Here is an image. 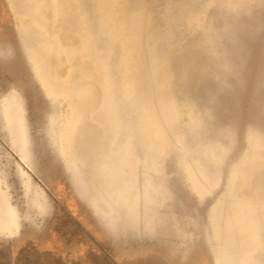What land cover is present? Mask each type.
<instances>
[{"label": "rangeland", "instance_id": "1", "mask_svg": "<svg viewBox=\"0 0 264 264\" xmlns=\"http://www.w3.org/2000/svg\"><path fill=\"white\" fill-rule=\"evenodd\" d=\"M83 1L88 26L97 28L87 32L92 55L83 60L80 54L62 51L65 75L53 73L51 80L43 58L46 38L27 23V15L19 13L12 0H0V211L13 223L9 228L0 223V242L21 226L45 221L69 223L72 235L83 236L79 213H68L71 204L96 227L103 223L113 233L119 210L136 216L135 235L123 237V243L151 250L164 245L160 251L168 263L188 264L183 263L182 250L177 253L178 248L170 247L176 245L185 251L193 248L189 264H210L211 254V264H263L264 0ZM100 2L103 12L121 15L119 19L140 17L139 34L132 38L139 42L136 59L142 61L134 72L137 84L126 79L132 71L125 60L131 66L134 59L120 48L121 38L110 34L121 27L117 22L111 27L104 24ZM91 62L101 68L94 81L101 99L82 110L77 94H67L64 86L78 87L71 74L77 70L80 74ZM152 83L159 88L156 95L149 92ZM139 98H148L151 109L161 115L165 138L156 136L155 125L140 127L151 109ZM96 110L109 117L117 114L119 125L114 118L92 123L87 115ZM81 127L84 134L101 135V141L89 143L107 157L112 146L125 147L126 129L140 151L129 156L128 183L111 189V199L118 202L107 218L98 201L108 195L91 189L90 151L80 148L76 136ZM157 146L160 154L155 157L151 153ZM130 185L134 194L128 193ZM148 193L152 206L159 208L155 213L146 211ZM131 202L138 206L137 213H125L131 212L126 208ZM222 203L226 220L215 214ZM241 216L246 220L236 224L234 219ZM229 228L250 233L254 249L243 255L230 248L239 235L226 234ZM198 235L201 241L191 243ZM86 238L91 240L87 233ZM226 238L232 240L228 245ZM101 264L110 263L102 259Z\"/></svg>", "mask_w": 264, "mask_h": 264}, {"label": "bare ground", "instance_id": "2", "mask_svg": "<svg viewBox=\"0 0 264 264\" xmlns=\"http://www.w3.org/2000/svg\"><path fill=\"white\" fill-rule=\"evenodd\" d=\"M12 2H14L15 8L19 13H21V14L24 13L27 15V23H30L33 27L35 26L36 30L40 31L42 36H44L47 40L48 46H47L46 51L43 55V58L47 61V65L45 66V71H46L45 73H47L50 76L49 78H51V76H52L51 74H53V73H54L53 75L56 74L57 76H61V77H64V75H65L64 73L66 71L64 72L63 61L61 60L62 51H66L71 56H77L78 54H80L81 55L80 58H82L83 60H85V58L90 57L92 55V50L90 47L91 45L89 44L90 39L87 36V32H89V30L96 31L97 28L94 24L88 26L87 17H88L89 11L88 12L86 11V13L84 12L83 9H86L85 5H87V4H84L83 0H12ZM100 4H101V2L98 3V9H99V12L103 18L102 21L104 22V24H107V26L111 27L114 23L117 22L119 27H121V29L119 28L117 32H111V33L109 32V33L113 36L121 38L122 42H121L120 48L123 50V52L126 54L127 57H131V60L134 59V61H132V63H131V66L128 64V58H126V60H125V63L127 64L126 68L130 69L132 71V74L126 73V79L131 80V81H135V84H137L134 72H136V70L141 66L142 61L139 62V60L136 59L138 56V52L136 53V49L138 47H140L138 45L139 42L136 41L137 38L136 39L135 38L132 39V38H133V36L136 37L139 34L138 24L140 22V20H139L140 17H138L136 15H132L131 18H126L125 20H123L122 17L119 19V17L121 15L120 16L117 15L115 17L111 13L106 14V12H103ZM113 14H114V12H113ZM143 15L144 14L142 13V17H143ZM167 18H168V16H167ZM130 26L133 27L134 31H133V29H131ZM122 28H124V30H122ZM129 28L131 29V31H129L130 30ZM167 38H169V37H167ZM158 49H160V48L158 47ZM51 53H53V54H51ZM39 55H41V54H39ZM68 60H70V59H68ZM79 63H80V61H79ZM158 64L160 66V63H158ZM66 65H68V64H66ZM155 66L152 65V67H155ZM161 66H162V64H161ZM67 69H68V67H67ZM97 71L101 72V68L94 66L93 62H91L90 64L81 67V69L79 70L80 74L76 73V72H78V70L75 73H72L70 77H71V79H73L75 77L77 78V80L80 83V85H78V87H74V85L65 87L63 85L62 81L59 80V84L61 86H64L65 90L67 91V94H70V93L77 94L78 101L82 105L81 109L83 108V106H85V107H91L92 106L93 107V104H95V101L98 100L100 92L98 91L97 86L94 84V81L96 79H98V77L96 76ZM157 72H159V71L157 70L156 73ZM47 80H49V79H47ZM51 80H52V78H51ZM88 80H91V81H88ZM155 82H156V80H155ZM50 85H52V84H50ZM143 85L144 84H142V86ZM141 89L144 91V88H141ZM129 90H131V89H129ZM149 92L152 93L153 95L158 94L159 93L158 86H156V84L152 83L151 87L149 88ZM99 99H101V97H99ZM139 101L141 104L146 105L148 108L151 109L152 105H150V103H148V101H149L148 98H147V100L145 98H139ZM150 101H152V99H150ZM151 103H153V102H151ZM114 110H115V108H114ZM94 112L87 115L88 119L90 118L91 122H92V120L93 121L96 120L101 124V122H107L110 120L112 121L114 118L113 122L115 124H118L119 120L117 118V114H114V115L109 114L110 116H112V117H109L108 114L105 113L103 110H98V111L96 110ZM160 116L161 115L155 114V112L152 109L150 111L148 110V115L145 116L146 118L140 120L139 124H140V127L143 129H147V126L150 124L155 125L156 129H153V130H155L156 136L157 137L161 136V138L163 139V138H165V129H163L164 125H163L162 120L160 119ZM92 126H93V124H92ZM128 130L129 129H126V131H125L126 132L125 134L127 136V142H125V147L121 148L118 146H112V149H110L112 151H110L108 157L104 153L97 151L98 146L96 147V145L95 144L93 145L92 142H90L91 144L89 143V139H92L93 141H96V142L99 141L101 135H98V134L96 135L95 133H94V136H92L90 134H84L85 130L82 127L80 129H78V131H77L78 135H76V136H79V138L81 140L79 142V144L81 146L80 148L82 149V147H84L83 149L86 148V150L90 151L89 162H90L91 167L89 166V170H90V168L91 169L93 168V169L88 172V176H90V179H92L94 182L93 188H91V189L93 190V192L96 195L97 194L98 195H100V194L108 195L106 198H102V200L98 201V205H101V207L103 208L102 211H105L107 213H112V211H114V209L116 208L115 205L118 202V199H114V200L111 199L112 198L111 189H116L121 183L122 184L128 183V181L131 179L130 178V172L131 171H129V167H128V165L130 163V159H129L130 157L129 156H132V155L135 156V155L140 153L138 146L135 144V142H132L131 138L129 137L130 135H129ZM145 133H148V132L146 131ZM149 133H150L149 136H154V132L149 131ZM133 149L135 151L129 152L130 150H133ZM165 152L166 151H163V154ZM159 154H160L159 153V146H157V148L155 149L154 152L151 153V155L152 156H155V155L158 156ZM114 156L118 157L119 160H118V158H113ZM120 159H121V161H120ZM160 163L165 165V163L163 161L162 162L160 161ZM130 168H133V167H130ZM121 170H123V172L119 174L118 172ZM159 181H161L163 184H165L163 182V180L160 179ZM194 185L198 189L202 190L201 189L202 185L200 184V182L198 180L194 181ZM130 186H131V189L129 190L130 192H128V193L134 194L135 188L132 185H130ZM147 196H149V198H150L149 193L147 194ZM115 201H117V202H115ZM152 201H153V199L151 200V198H150V200H148V206H147L148 208L146 207L147 213H151V212L155 213L159 209V208H157L158 206H152V204H151ZM134 203L135 202H131L130 205L124 204V205H126V208H129L131 210V212H125V213H137L135 207H138V206H135ZM232 204H234V203H232ZM104 205H108V206H104ZM225 205L227 206V204H225ZM222 207H223V203L217 207L215 214H216L217 218L224 217V219L226 220V218H228V216H226V214H228V213H223L224 211H223ZM0 209H1V206H0ZM120 212L121 211L119 210L118 213H120ZM122 213H124V212H122ZM229 216L232 217V216H234V214H230ZM245 218H246V216H241L237 219L238 221L234 219V222L236 224H238L239 221H243ZM0 223L4 226L8 227V228L13 224L12 221L10 220V217L7 216L5 213H1V211H0ZM246 225H247L246 221L242 222L243 227H245ZM152 226L153 225H149L150 230L154 228V227L151 228ZM229 227H230V225H229ZM239 227L240 226H238V229H240ZM234 232H237V234L239 236H238L237 240L233 239L236 241V243L234 246H232V244H231L230 248L234 247V249H236L237 252L239 251L243 255H245L248 251H251V249H254V244H253L252 237H251L250 233L246 232L244 234H240L238 230L237 231H233V230L231 231V229H230V230L226 231V234L234 233ZM230 241H232V240L226 238L227 245L230 243Z\"/></svg>", "mask_w": 264, "mask_h": 264}, {"label": "flooded vegetation", "instance_id": "3", "mask_svg": "<svg viewBox=\"0 0 264 264\" xmlns=\"http://www.w3.org/2000/svg\"><path fill=\"white\" fill-rule=\"evenodd\" d=\"M73 212L79 213V223L85 228L83 236L80 233L72 235L69 223L66 226L64 224L59 226L50 221H45L41 224L35 223L31 227H27V230L23 229L24 234L29 236V240L26 242L29 255L23 261H20L18 257H12L10 248H6L5 242L2 241L0 242V264H92V262L101 264L102 259L110 264H118L112 256L113 252L117 251L116 246L120 244L117 236L105 228L103 223L96 227L94 224L96 222L93 223L88 220L86 215H80L82 212L75 210L69 204L68 213ZM86 233L89 234L91 240H87ZM201 239L198 235L192 239L191 243L199 242ZM43 243L44 245H42ZM161 247L163 248L164 245ZM161 247L157 249H161ZM170 247L178 248L177 253L180 252L179 249L182 250L184 254L183 260L187 263L191 261H189V255L192 253L190 250L193 248L185 251L176 245H171ZM55 249H62L61 255L57 256L53 251ZM88 254L94 257L90 256V258ZM210 260L212 263V254ZM260 260L264 264V258L261 257Z\"/></svg>", "mask_w": 264, "mask_h": 264}, {"label": "crops", "instance_id": "4", "mask_svg": "<svg viewBox=\"0 0 264 264\" xmlns=\"http://www.w3.org/2000/svg\"><path fill=\"white\" fill-rule=\"evenodd\" d=\"M103 214L107 218L108 213ZM114 216L119 218L116 223L112 222V224L117 227L114 228V234L117 236L120 244L116 246L117 251L113 252L112 256L118 264H177L172 262L168 263L167 257L160 251V248L158 250H151L145 245L135 246L129 241H127V243H123V237L132 239L135 235L133 219L136 216H126L123 213H116ZM23 229L27 230L28 228H23L21 226L14 234L12 232L5 231L6 234L12 233V235H3L4 237H1V239L5 242L6 248H10L12 257H18L20 261H23L25 257L29 255L28 246L26 245V242L29 240V236L24 234ZM42 245H44V243ZM53 251L57 256H59L61 255L62 249H55ZM183 263L187 262L183 260ZM197 264L202 263L198 262Z\"/></svg>", "mask_w": 264, "mask_h": 264}]
</instances>
